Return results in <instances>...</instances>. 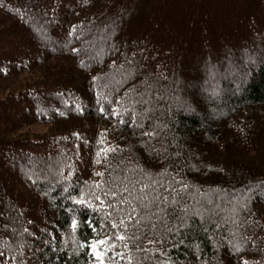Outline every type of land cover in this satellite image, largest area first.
I'll list each match as a JSON object with an SVG mask.
<instances>
[{"label":"trees","instance_id":"16d2710c","mask_svg":"<svg viewBox=\"0 0 264 264\" xmlns=\"http://www.w3.org/2000/svg\"><path fill=\"white\" fill-rule=\"evenodd\" d=\"M145 171L187 184L175 211L122 191ZM94 241L102 264H264V0L0 5V264H95Z\"/></svg>","mask_w":264,"mask_h":264},{"label":"snow or ice","instance_id":"6c2138e0","mask_svg":"<svg viewBox=\"0 0 264 264\" xmlns=\"http://www.w3.org/2000/svg\"><path fill=\"white\" fill-rule=\"evenodd\" d=\"M4 0H0V5H3ZM73 51H76L73 49ZM142 84H147V81H142ZM151 86H148L144 89V91H137L136 88L130 89V91L139 97L138 100H132L129 99V103H139L141 105L149 103V100L145 99V92L150 90ZM107 99V97H105ZM103 111V109H101ZM149 109L145 108L142 113H137L135 109H133V116H143L144 113L148 112ZM143 171V170H142ZM99 175V174H98ZM159 175V174H158ZM144 177L148 178L149 182L143 183L142 186L139 188V194L134 195L135 192H137L136 185L141 184L140 179H137L135 182H132V188L131 190L127 185L122 186V191L124 193H127L129 196H131L134 200H138L141 207L148 209L150 207H154L157 212H166L165 208H162L161 205H171L173 211H175V208L177 205L180 204V197L182 193H185L187 191V184H181L179 188L173 187L171 183L163 182V179L161 178V181H157L156 179L151 178V173L144 172ZM179 183V182H177ZM170 189V191H169ZM154 194V195H153ZM105 195H111L112 197H115L117 195V192L109 189L108 192H105ZM170 197V198H169ZM97 200L100 199V196L95 197ZM147 201V203H145ZM83 203V201H80ZM121 203H124V200L121 199ZM152 215H155V213H152ZM186 217H187V209L186 206L182 209V213L178 216H176V220L180 223L181 227H184L186 224ZM75 221H73V225H75ZM123 223V222H121ZM113 228L117 227L116 224L112 225ZM173 229H168V231H172ZM121 239H124L123 236H121ZM103 243V241H101ZM93 250L95 251L96 245L93 243L92 245ZM97 257L99 258L100 253L96 252ZM3 259V253H0V260ZM102 264V262H101ZM244 264H248L247 261L244 262Z\"/></svg>","mask_w":264,"mask_h":264},{"label":"rangeland","instance_id":"374dc122","mask_svg":"<svg viewBox=\"0 0 264 264\" xmlns=\"http://www.w3.org/2000/svg\"><path fill=\"white\" fill-rule=\"evenodd\" d=\"M238 79L240 81L241 77H239ZM237 83H239V82H237ZM44 129H45V127L42 125H39L38 127H36V131H38V132L44 131ZM93 243H95V245H96L95 251L93 250V247H92ZM100 244H101L100 241H94V242H91L89 245V249H90V252L92 253V257H93V260L95 261V264H97L98 262H101L100 259H101V249L102 248L100 249ZM96 252L100 253L99 258L97 257Z\"/></svg>","mask_w":264,"mask_h":264}]
</instances>
